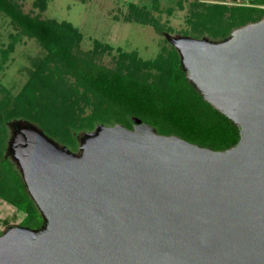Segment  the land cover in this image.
Instances as JSON below:
<instances>
[{"label":"water","instance_id":"water-1","mask_svg":"<svg viewBox=\"0 0 264 264\" xmlns=\"http://www.w3.org/2000/svg\"><path fill=\"white\" fill-rule=\"evenodd\" d=\"M235 33L225 48L172 42L191 57L184 71L197 60L203 100L231 105L236 151L121 130L75 159L24 138L30 196L70 237L9 227L0 264H264V17Z\"/></svg>","mask_w":264,"mask_h":264},{"label":"trees","instance_id":"trees-1","mask_svg":"<svg viewBox=\"0 0 264 264\" xmlns=\"http://www.w3.org/2000/svg\"><path fill=\"white\" fill-rule=\"evenodd\" d=\"M249 3L251 6L227 7L201 4L196 0L195 8H201V11L192 14L191 27L214 39H222L231 29L262 17L264 0H249ZM35 5L39 11L45 9L43 0H36ZM127 7L131 14L125 19L155 24L135 4L128 3ZM0 14L8 18L19 35L36 41L45 51L46 61L58 63L84 88V95L88 93L82 98L72 93L73 99L65 100L60 97L64 89L62 82L50 83L51 80L39 72H29L27 86L14 100L12 117L24 116L34 121L46 135L59 143L73 146L70 133L90 130L95 123H119L129 128L130 117L154 127L158 134H172L212 151L224 150L237 143L239 129L190 85L173 50L166 57L158 55L145 62L134 52L118 51V62L108 69L94 64L90 55L77 51L81 34L69 23L31 16L24 13L14 0H0ZM154 29L159 32L157 26ZM99 45L94 42L93 50ZM33 64L35 68L38 66V63ZM146 69L154 70L156 75L151 77L141 72ZM34 91L37 94L33 96ZM21 95L25 99L23 106L18 104ZM81 105L89 108L84 117L79 116ZM1 107L2 104L0 111ZM2 122L0 115V149L4 139ZM0 201L21 215L19 225L32 228L39 223V216L23 183L7 160H0Z\"/></svg>","mask_w":264,"mask_h":264},{"label":"rangeland","instance_id":"rangeland-1","mask_svg":"<svg viewBox=\"0 0 264 264\" xmlns=\"http://www.w3.org/2000/svg\"><path fill=\"white\" fill-rule=\"evenodd\" d=\"M14 1L19 4L24 13L37 16L40 19L66 22L76 28L81 34L77 51L81 54L90 55L94 64L108 69H112L115 63L118 62L120 58L118 51L122 53L134 52L138 59L145 62L154 60L158 55L166 57L171 50L177 55L182 68L181 62H185L191 57L186 51L177 48L173 42L182 44L186 49L194 44L225 48L233 44L232 40L236 34L235 32L243 31L244 26L251 24L248 23L231 29L230 33L222 39H214L204 31H194L190 23L191 16L193 13L201 11V8H195L196 0H43L45 4L43 11H39L36 7V0ZM197 1L201 4H221L227 7L251 6L249 0ZM128 3L135 4L143 13H146L147 19L155 24L125 19L127 15L131 14L127 7ZM261 8L264 10V6ZM263 17L264 14L259 20ZM156 26L159 32L154 29ZM94 42L100 44L95 51L93 50ZM45 55V51L40 48L35 40L19 35L17 30L10 25L8 18L0 14V104H2L0 115L3 118L2 125L4 128L0 160H7L12 169L16 171L39 216V223L35 227L30 228L19 225L21 215L16 213L10 205L0 201V235L13 226L30 231H42L50 227L55 229V236L63 243L68 240L67 236L69 235L60 227L59 221H53L49 218V223L47 211L36 205V201L33 200L36 197L30 196V193L33 192L31 179L24 174V163L20 157L21 153L23 156V150L26 148L23 146L24 138L41 140L56 152L69 155L75 159L86 155L85 145L91 138L101 136L103 133L119 132L121 130L139 135L141 138H150L156 142L183 141L202 150L208 148L188 143L172 134H158L154 127L134 117L129 119V128L119 123H95L90 130L71 132L73 146L69 147L50 138L34 121L24 116L12 117L13 110H15L13 108L14 100L27 86L30 71L39 72V74L49 78L50 83L62 82L64 89L60 92V97L65 100L67 98L72 100V93H76L80 98L88 96L87 92L84 95V88L72 76L67 74L58 63L52 61L53 64L46 61ZM193 61L195 63H191V67L186 71L182 68L191 86L192 81L197 77V72H200L198 62L196 63L197 60L194 59ZM33 63H38V66L35 68ZM141 72L148 73L151 77L156 75L154 70L146 69ZM41 81L42 79H40ZM51 88L49 86L48 90L51 91ZM33 93V96L37 94L35 91ZM197 93L201 96L198 91ZM206 99L210 101L211 98ZM24 102L25 99L21 95L18 104L23 106ZM211 104L215 110L219 109V113L224 110L229 112L232 109L228 102L221 99H215ZM81 106H79L82 110L79 116L84 117L89 112V108ZM233 147L218 152H225ZM236 149L235 147L232 150L236 151ZM88 165L90 166L91 163H88ZM101 167H104V164L99 165V168Z\"/></svg>","mask_w":264,"mask_h":264},{"label":"crops","instance_id":"crops-1","mask_svg":"<svg viewBox=\"0 0 264 264\" xmlns=\"http://www.w3.org/2000/svg\"><path fill=\"white\" fill-rule=\"evenodd\" d=\"M4 203V202H3ZM7 205V204H6Z\"/></svg>","mask_w":264,"mask_h":264}]
</instances>
